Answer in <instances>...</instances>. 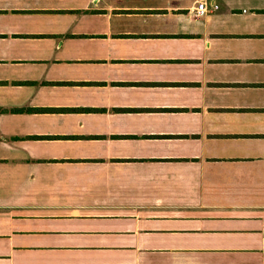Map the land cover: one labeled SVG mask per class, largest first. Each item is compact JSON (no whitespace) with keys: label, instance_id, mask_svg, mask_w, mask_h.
I'll list each match as a JSON object with an SVG mask.
<instances>
[{"label":"crops","instance_id":"obj_1","mask_svg":"<svg viewBox=\"0 0 264 264\" xmlns=\"http://www.w3.org/2000/svg\"><path fill=\"white\" fill-rule=\"evenodd\" d=\"M0 264H264V0H0Z\"/></svg>","mask_w":264,"mask_h":264},{"label":"built area","instance_id":"obj_2","mask_svg":"<svg viewBox=\"0 0 264 264\" xmlns=\"http://www.w3.org/2000/svg\"><path fill=\"white\" fill-rule=\"evenodd\" d=\"M217 7L218 6L216 4H212V6H211L212 9H216ZM208 10H209L208 6L206 5L205 2H200V3L197 4L196 13L198 15H203V14L207 13Z\"/></svg>","mask_w":264,"mask_h":264}]
</instances>
